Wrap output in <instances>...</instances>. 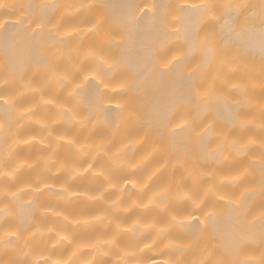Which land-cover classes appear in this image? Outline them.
Masks as SVG:
<instances>
[{
  "label": "bare ground",
  "instance_id": "1",
  "mask_svg": "<svg viewBox=\"0 0 264 264\" xmlns=\"http://www.w3.org/2000/svg\"><path fill=\"white\" fill-rule=\"evenodd\" d=\"M0 264H264V0H0Z\"/></svg>",
  "mask_w": 264,
  "mask_h": 264
},
{
  "label": "snow or ice",
  "instance_id": "2",
  "mask_svg": "<svg viewBox=\"0 0 264 264\" xmlns=\"http://www.w3.org/2000/svg\"><path fill=\"white\" fill-rule=\"evenodd\" d=\"M203 7H208V5H204ZM226 7H232V5H226ZM220 41L221 37L211 30L206 31L202 37L199 35V33H195L192 36L193 46L199 47L207 53L213 52Z\"/></svg>",
  "mask_w": 264,
  "mask_h": 264
}]
</instances>
